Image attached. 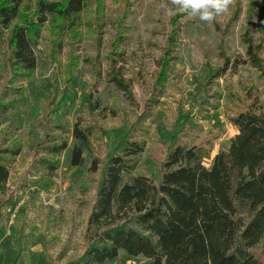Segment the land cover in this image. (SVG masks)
I'll list each match as a JSON object with an SVG mask.
<instances>
[{
	"label": "rangeland",
	"instance_id": "obj_1",
	"mask_svg": "<svg viewBox=\"0 0 264 264\" xmlns=\"http://www.w3.org/2000/svg\"><path fill=\"white\" fill-rule=\"evenodd\" d=\"M177 7L174 0H86L74 28L41 29L29 75L13 68L8 31L0 33V143L19 148L0 216V264H66L80 256L102 166L117 141L144 145L122 179L144 173L158 183L174 143L202 146L208 167L236 133L230 118L246 97L257 96L264 109V75L256 68L264 67V0H230L211 21ZM120 69L129 93L111 80ZM74 125L89 128L84 144L72 138ZM63 140L56 157L41 148ZM73 145L82 146L78 167L70 166ZM40 158L56 163L50 176ZM145 262L119 251L105 264Z\"/></svg>",
	"mask_w": 264,
	"mask_h": 264
},
{
	"label": "trees",
	"instance_id": "obj_2",
	"mask_svg": "<svg viewBox=\"0 0 264 264\" xmlns=\"http://www.w3.org/2000/svg\"><path fill=\"white\" fill-rule=\"evenodd\" d=\"M85 8L86 0H0V33L8 31V56L18 74L35 70L33 48L42 28L60 23L72 29ZM28 10L31 15L16 24ZM256 68L264 75L263 66ZM116 73L111 75L114 85L129 93L122 70ZM246 100L230 118L236 133L208 167L202 163L208 157L202 146L177 142L166 153L158 183L144 173L122 179L123 172L136 168L144 145L126 137L117 141L102 166L86 222L85 248L66 264H105L119 251L141 256L145 264H264V109L257 96ZM5 109L0 99V115ZM89 135L88 127L74 125L75 141L84 144ZM66 146L63 140L41 148L56 157ZM18 152L0 143V216L8 201L10 160ZM81 154L82 146L73 145L71 167L82 164ZM38 161L48 176L57 167L46 158ZM97 168L93 160L90 170Z\"/></svg>",
	"mask_w": 264,
	"mask_h": 264
},
{
	"label": "clouds",
	"instance_id": "obj_3",
	"mask_svg": "<svg viewBox=\"0 0 264 264\" xmlns=\"http://www.w3.org/2000/svg\"><path fill=\"white\" fill-rule=\"evenodd\" d=\"M174 3L178 7L173 11H184L189 15L198 14L201 21H211L216 15L227 10L230 0H174Z\"/></svg>",
	"mask_w": 264,
	"mask_h": 264
}]
</instances>
